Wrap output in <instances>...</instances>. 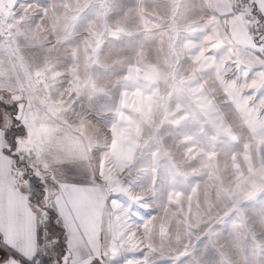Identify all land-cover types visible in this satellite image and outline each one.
I'll list each match as a JSON object with an SVG mask.
<instances>
[{"label":"rangeland","instance_id":"1","mask_svg":"<svg viewBox=\"0 0 264 264\" xmlns=\"http://www.w3.org/2000/svg\"><path fill=\"white\" fill-rule=\"evenodd\" d=\"M208 4L0 0V80L43 146L82 137L97 207L77 218L102 264H264V130L250 136L213 73L264 125V50L223 64Z\"/></svg>","mask_w":264,"mask_h":264},{"label":"crops","instance_id":"2","mask_svg":"<svg viewBox=\"0 0 264 264\" xmlns=\"http://www.w3.org/2000/svg\"><path fill=\"white\" fill-rule=\"evenodd\" d=\"M252 2L206 0L208 9L222 16V50H231L230 55L224 56L223 64L235 62L243 53L264 50V40L260 41L263 44L256 43L250 32V27H260L264 32V0ZM254 11L261 15L260 19ZM213 73L218 75V88L236 109L250 136L261 138L264 130L261 111L250 107L243 87L236 79L226 76L225 68L222 75L219 70ZM190 89L202 87L193 85ZM207 97L210 102H205ZM203 101L207 106L212 103L208 94ZM15 127H22L24 133L15 137V147L10 149L8 131ZM40 129L42 127L35 128L30 122L27 105L22 106L13 90L0 80V244L25 261L10 256L0 247V264H31L38 250L40 230L46 229L44 222L51 213L55 223L64 229V250L59 258L54 249L53 253L50 250L52 259L49 262L41 260L40 264H102L99 247L93 237L86 230L87 233L84 232L77 218L85 216L80 213L84 210L83 204L93 209L96 206L93 202H97L84 194L82 167L87 165L83 162L87 154L82 137L75 133H55L50 136L48 146H43V138L37 133ZM14 155L20 166L15 165ZM18 168L23 172V181L15 185L13 171ZM86 185L87 192L96 194L90 183ZM52 243L51 239L50 246Z\"/></svg>","mask_w":264,"mask_h":264},{"label":"trees","instance_id":"3","mask_svg":"<svg viewBox=\"0 0 264 264\" xmlns=\"http://www.w3.org/2000/svg\"><path fill=\"white\" fill-rule=\"evenodd\" d=\"M254 15L259 19L261 17V15L255 11H254ZM250 32L254 35V40L256 41V43H260L262 39L264 40V32L260 29V27H258L257 29H255V27H250ZM23 131L24 130L22 127H15L9 129L8 145L10 149L11 147L14 146L15 137L18 135H22L24 133ZM13 158L15 165L20 166V164L17 162L15 155L13 156ZM44 227L47 229L48 234L53 241L52 249H54L55 251L56 254L55 256L59 258L63 254V250H64V243H63L64 229L60 227L57 223H55L52 213L50 214V217L46 219V221L44 222Z\"/></svg>","mask_w":264,"mask_h":264},{"label":"built area","instance_id":"4","mask_svg":"<svg viewBox=\"0 0 264 264\" xmlns=\"http://www.w3.org/2000/svg\"><path fill=\"white\" fill-rule=\"evenodd\" d=\"M0 21H1V15H0ZM4 35L2 32H0V43L3 42ZM13 180L15 185L20 184L23 181V172L20 168L15 169L13 171ZM50 243L51 239L46 229H41L39 233V239H38V250L36 253V256L31 264H40L41 260L44 261H50L52 259V254L50 252ZM0 247L7 252L10 256L20 260L24 261L22 258H20L17 253H15L12 249L6 247L3 244H0ZM25 262V261H24Z\"/></svg>","mask_w":264,"mask_h":264}]
</instances>
